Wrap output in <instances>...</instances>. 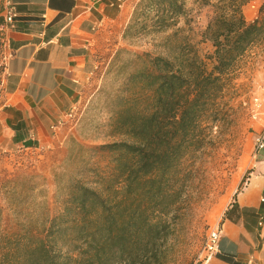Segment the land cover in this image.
I'll use <instances>...</instances> for the list:
<instances>
[{
  "label": "trees",
  "instance_id": "obj_1",
  "mask_svg": "<svg viewBox=\"0 0 264 264\" xmlns=\"http://www.w3.org/2000/svg\"><path fill=\"white\" fill-rule=\"evenodd\" d=\"M187 1L214 8L204 33L213 47L211 64L195 54L169 59L118 50L105 72L123 81L119 107L108 123L118 140L90 148L107 155L109 171L94 167L87 181L76 164L74 173L65 167L53 173L59 211L46 214L37 233L27 227L23 242L12 245L0 233V264L166 262L167 218L176 202L181 164L204 143L202 120L216 122L226 113L216 101L229 71L251 46L264 41V0L250 22L242 7L252 0H139L122 39L174 28L186 14ZM3 23L0 14V84Z\"/></svg>",
  "mask_w": 264,
  "mask_h": 264
},
{
  "label": "rangeland",
  "instance_id": "obj_2",
  "mask_svg": "<svg viewBox=\"0 0 264 264\" xmlns=\"http://www.w3.org/2000/svg\"><path fill=\"white\" fill-rule=\"evenodd\" d=\"M128 1L133 2L134 9L139 0ZM260 2L252 0L242 7L248 22L258 17ZM185 7V16L174 28L144 33L129 42L122 39L113 47L114 51H106L109 60L101 70L102 81L95 94L88 101H82L74 114L66 118L70 127L61 144L31 150L0 149V233L3 240L11 241L12 245L15 241L23 242L27 227L35 234L46 214L56 215L59 203L55 200L53 173L63 171L62 167L74 173V165H79L78 175L86 181L94 167L105 173L109 171L107 155L100 150L92 152L90 148L118 140L111 135L108 123L110 115L119 107L117 96L122 91L123 81L113 74L105 75L118 50L169 59L195 54L211 64L213 47L204 39V33L214 16V8L200 7L191 1H187ZM263 85L264 41L251 46L229 71L226 86L216 101L226 113L218 116L216 122L202 120L204 143L181 164L179 185H175L177 195L173 197L176 202L167 218L170 227L165 235L167 258L164 264L205 262L207 232L211 227H219L222 212L250 165L255 136L264 125V116L254 120L248 114L251 98ZM8 180L18 181L16 186L8 188L4 186L9 185Z\"/></svg>",
  "mask_w": 264,
  "mask_h": 264
},
{
  "label": "crops",
  "instance_id": "obj_3",
  "mask_svg": "<svg viewBox=\"0 0 264 264\" xmlns=\"http://www.w3.org/2000/svg\"><path fill=\"white\" fill-rule=\"evenodd\" d=\"M10 2L15 17L2 30L0 149L54 147L70 127L68 114L99 87L105 53L121 43L133 2ZM219 229L218 252L203 264H264V149L251 156Z\"/></svg>",
  "mask_w": 264,
  "mask_h": 264
},
{
  "label": "built area",
  "instance_id": "obj_4",
  "mask_svg": "<svg viewBox=\"0 0 264 264\" xmlns=\"http://www.w3.org/2000/svg\"><path fill=\"white\" fill-rule=\"evenodd\" d=\"M94 2L100 1V0H93ZM3 5V19L4 24L1 26V30L4 29V27L8 24H11L15 17V10L10 2V0H2ZM253 7H255V4ZM6 59V56L4 55V61ZM76 111V108H74L69 114L68 117L72 116L74 112ZM248 114L249 116L256 120L260 119L261 116H264V85L261 86L260 91L255 94L251 101L249 102L248 106ZM264 149V125L261 128V130L256 134L254 139V153L257 154L258 152L262 151ZM220 238V229L218 226L211 227L206 235V242L204 245V253H205V261L212 255L216 254L218 252V243ZM249 264H252L251 261H248Z\"/></svg>",
  "mask_w": 264,
  "mask_h": 264
}]
</instances>
